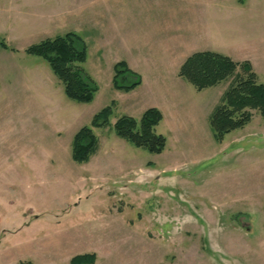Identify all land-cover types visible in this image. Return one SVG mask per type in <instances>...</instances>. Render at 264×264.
Here are the masks:
<instances>
[{
    "label": "rangeland",
    "instance_id": "obj_1",
    "mask_svg": "<svg viewBox=\"0 0 264 264\" xmlns=\"http://www.w3.org/2000/svg\"><path fill=\"white\" fill-rule=\"evenodd\" d=\"M2 1L0 38L12 48L38 43L26 40L30 34L44 40L70 31L36 35L45 27L44 19L28 17L27 10L22 15L13 0ZM159 1L164 0H128L131 12L143 20L147 50L141 46L145 41L138 42L139 50L126 47L125 32L116 33L110 11L98 29L94 20H86L81 33L72 30L88 46L81 66L98 86L90 103L67 98L39 57L35 59L44 62L52 80L43 86L37 104L28 102L24 88L2 80L23 66V58H10L0 46V264H70L83 254L95 255L89 264H264V118L256 112L250 123L218 142L208 117L226 83L201 91L189 84L201 114L183 132L173 109L178 90L171 80L169 88L152 84L153 60L171 77L168 49L175 44L170 38L183 21L191 26L185 35L197 51L243 60L229 29L234 21H228L229 28L224 23L225 14L233 16L224 12V3L210 7L208 0H192L198 16L193 11L190 22L191 10L183 11L178 0H166L175 9H165L164 20L159 11L152 21L138 17V3L151 7ZM259 19L264 37V16ZM125 60L146 81L129 92L111 85L115 63ZM258 70L264 79V66ZM164 100L171 104L162 107L164 117L156 127L166 138L161 153H149L115 134L121 116L139 120ZM109 105L110 126L92 127L94 115ZM84 126L93 130L99 148L88 162L78 164L72 160V142ZM237 144L241 152L234 151Z\"/></svg>",
    "mask_w": 264,
    "mask_h": 264
},
{
    "label": "trees",
    "instance_id": "obj_2",
    "mask_svg": "<svg viewBox=\"0 0 264 264\" xmlns=\"http://www.w3.org/2000/svg\"><path fill=\"white\" fill-rule=\"evenodd\" d=\"M0 46L16 50L3 38H0ZM25 52L48 63L63 85L67 98L80 103L92 102L98 86L81 66L88 53V46L81 35L69 31L32 44ZM113 71L115 89L129 92L141 85V76L132 71L125 61L115 63ZM178 75L198 91L228 83L209 117L216 141L221 142L227 134L246 126L252 120L254 111L264 118V84L259 81L249 61H235L215 51H198L182 63ZM112 112L111 105L104 107L94 115L92 127L110 126ZM162 119L163 114L158 108L149 107L139 120L128 115L121 116L114 124V132L137 148L159 154L166 146V138L156 132ZM98 148V138L93 130L84 126L74 136L72 160L78 164L86 163ZM94 260V254H83L73 257L70 264H89Z\"/></svg>",
    "mask_w": 264,
    "mask_h": 264
},
{
    "label": "crops",
    "instance_id": "obj_3",
    "mask_svg": "<svg viewBox=\"0 0 264 264\" xmlns=\"http://www.w3.org/2000/svg\"><path fill=\"white\" fill-rule=\"evenodd\" d=\"M94 1L96 0H13L12 5L15 9H18L20 12H22V15H24V10H27L28 17L36 18L39 21L44 19L45 27H43V30L42 28H38V31H34L36 35L44 34V37L62 34L69 30L81 33L86 20H94V24L98 29L101 25V17H103V15H106V11H110V16L114 19V23H116V33L122 34L123 32H125L126 38H124V41L122 39V41L124 42V44H126V47H130L132 50H139L140 47L138 46V42L145 41L143 43L144 45L142 44L141 46L145 50L148 49V46L146 45L147 41L142 35V30H140L141 26L143 25V20L137 18V15L135 14L137 11L131 12L130 3L128 2V0H108L104 3ZM190 1L192 0H178V3H180L181 7L184 8L183 11H185L186 9L187 11L191 10V22V18L193 15L192 12H195L194 15H196V19L198 15L197 3H192ZM209 1L211 3L209 5L210 7H217V4L219 5V3H224V12L232 14L233 18L225 14L224 23L227 22L228 26L229 20L234 21L231 28H229V26L228 28L230 29L231 33H235L238 40V47L240 49L242 48V52L240 53H242L241 58L243 60L241 61H249L252 65V68L258 75L259 81H263L262 83L264 84V79L261 78L260 72L258 70L259 68H262L264 66V37H261L259 33L262 29V24L259 19L260 14L261 16H264V0H214L213 2L212 0H208L207 3ZM2 3L3 1L0 0V11L5 9ZM159 3L160 4L151 5V7L146 6L145 3H138L136 9H138V11H141V15L138 17H143V15H145L146 17L148 16V20L152 21L151 19L155 17L154 13L156 11H159L161 12V15L159 17L164 20L166 16V12H164L165 9H169L172 11L175 9V5H172L170 1L164 0L159 1ZM17 4L21 6H17ZM202 7L200 9H202ZM142 8L144 9V11ZM176 16L181 15L176 14ZM206 20H208V17L206 18ZM187 22L183 21L177 24V31L174 36H171L170 38L175 44L174 48L168 49L170 56L173 58L171 77L165 75L162 66H159L158 64V61L154 62L153 60L151 63V65L155 69V74L152 76V84L154 85L153 87L169 88L170 86L168 84L171 82V84H173V87L178 90L179 95L177 93V98H174L177 104L174 103L175 106L173 104V109L175 119L182 121L181 129L183 132H185L183 129L193 128L194 124L192 123H194L196 117H199L201 114L196 109V99L191 98V95H193L191 94V91H189L191 90V84L178 75L179 68L182 63L191 54L198 52L197 47H192L190 40L185 35L186 30H191V26L189 24H186ZM206 22L208 23V21ZM169 23H172V21H170ZM155 25L162 26L161 24L157 23H155ZM132 28L136 30L133 33ZM207 31H209V29ZM26 40L41 41L43 40V37L37 38L34 37V35L30 34L29 37L26 38ZM15 49L16 50L13 51L3 48L4 51L10 52L12 54L10 55V58H13L14 56H21L23 58V66L19 65V67L16 68L13 72L14 75L12 73H6L4 74V77L2 75V80L4 81L5 79L9 81V83H11V81H14L18 87L21 86L22 88H24L23 90L26 91L24 95L29 100L28 102H35V104H37L39 96L43 95V86L48 82H51V73L53 74V72L49 65L48 66L51 73L43 61L35 59L37 56L27 54L25 50H20L18 48ZM23 52L29 57H24ZM10 58L8 59V56H5L3 59L11 61ZM126 63L132 71L140 74L139 72L135 71L136 69L133 65H131L127 61ZM261 64L263 65L261 66ZM112 79L113 76L111 77V85L113 86ZM168 80L171 81L169 82ZM141 81V85L146 82L145 77L142 76ZM227 86L228 83L224 85V90L227 88ZM181 93L186 94L187 97H181ZM167 102L168 101L164 100L163 106L156 107L162 112V114V107H165ZM168 104L171 103L168 102ZM213 110H210L209 117ZM256 112L257 111L253 112L252 119L255 118ZM236 141L239 142V140ZM236 147L237 148L234 151L238 152L241 150L240 145L237 144Z\"/></svg>",
    "mask_w": 264,
    "mask_h": 264
}]
</instances>
